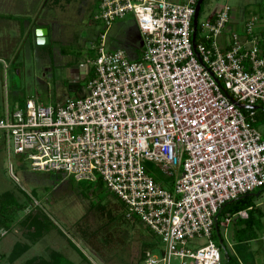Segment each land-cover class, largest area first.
I'll use <instances>...</instances> for the list:
<instances>
[{
	"label": "built area",
	"instance_id": "1",
	"mask_svg": "<svg viewBox=\"0 0 264 264\" xmlns=\"http://www.w3.org/2000/svg\"><path fill=\"white\" fill-rule=\"evenodd\" d=\"M197 1L99 0L94 20L105 31L82 94L55 106L28 99L0 116L8 153L26 155L32 171L104 184L125 219L153 233L158 243L143 251V264H221L216 231L222 244L230 223L247 216L220 215L222 206L264 187L255 126L264 107V24L252 16L227 32L223 4L197 19L193 46ZM128 13L142 41L134 60L106 47L111 24ZM146 163L174 179L170 189Z\"/></svg>",
	"mask_w": 264,
	"mask_h": 264
},
{
	"label": "rangeland",
	"instance_id": "2",
	"mask_svg": "<svg viewBox=\"0 0 264 264\" xmlns=\"http://www.w3.org/2000/svg\"><path fill=\"white\" fill-rule=\"evenodd\" d=\"M98 3L0 0V116L6 110L22 107L28 99L55 106L76 97L72 87L75 82L84 84L80 74L85 66L92 68L99 34L105 31L103 23L94 20ZM223 4L231 9L227 32L243 28L252 16L264 24V0H206L198 22ZM35 27L49 30L47 44L36 42L40 28L34 30ZM106 47L109 51L123 50L130 60L140 57L142 41L133 14L111 24ZM255 126L264 138V107L257 109ZM147 168L163 186L173 183L174 179L154 164L148 163ZM257 193L250 201L263 215L260 239L264 236V187L251 194ZM5 194L10 201L6 214L10 223L0 226V264H9L7 257L16 243L30 247L14 264L32 257L48 258L53 250L74 264H143L141 253L148 244L158 243L143 223L125 219L121 203L104 184L76 182L63 172L32 171L26 155L8 153L0 139V200ZM98 204L103 211L97 209ZM231 204L234 203L228 204V208ZM28 213L41 221L40 228L31 230L20 224ZM232 230L230 224L228 231ZM90 240L97 243L98 250L90 245ZM214 241L221 248L223 259L225 252L232 255L231 237H222L219 244L215 235ZM203 242L202 238L193 243ZM250 246L258 247L255 241ZM154 251L158 253L157 249ZM262 253L264 240L257 254L259 264L264 260Z\"/></svg>",
	"mask_w": 264,
	"mask_h": 264
},
{
	"label": "trees",
	"instance_id": "3",
	"mask_svg": "<svg viewBox=\"0 0 264 264\" xmlns=\"http://www.w3.org/2000/svg\"><path fill=\"white\" fill-rule=\"evenodd\" d=\"M52 2H57L58 0H51ZM206 0H204L201 4L199 15L200 16L202 5ZM7 18H10V16H7ZM99 22V21H97ZM260 34L264 35V31H262ZM94 76L93 73V67L89 70L88 74L86 76V79L83 80L84 83L92 78ZM84 87V86H83ZM256 120H257V112H256ZM146 163V168H147ZM149 168H147V171L149 172ZM156 180V179H155ZM101 184V183H100ZM169 189L170 186H167ZM249 194L244 195L242 197H239L236 200H233L231 202L226 203L224 206H222L220 210V215L225 214H235L239 211H246L247 216L245 218H237L233 223L234 228V243L232 245V255H229L227 252H225V258L222 257L221 264H259L257 261V254L259 249L262 248V239H259V231L260 227L262 225L261 219L263 217L261 211L250 201ZM119 201V200H118ZM120 202V201H119ZM231 204L228 208V204ZM121 203V202H120ZM99 210L103 211L102 207L99 206ZM122 205V203H121ZM10 207V201L8 199L7 194H5L2 197V200H0V226L6 225V223H10V219L8 218V209ZM123 207V205H122ZM31 213L25 214V218L20 223L21 225L26 226L28 229H37L40 228V223L38 218H34V216H30ZM6 232V231H5ZM36 233V232H35ZM38 234V233H37ZM32 235L36 236V234L32 233ZM217 237V236H216ZM215 238V235L214 237ZM36 241V238H33L31 241L32 244H34ZM255 241L257 242L258 247L256 249H252L250 246V242ZM90 245L95 249L98 250L99 247L97 243L94 240H90ZM154 245V243L148 244L147 248H151ZM28 244H21L16 243L14 244L11 252L9 253V256L7 257V261L9 264H14L16 261L19 260V258L28 251L29 249ZM143 253V252H142ZM141 253V260L143 261V255ZM20 264H74L72 261H70L68 258H66L63 254H61L58 251H52L49 254L48 258L44 257H32L30 259H27L23 261ZM261 264H264L262 262Z\"/></svg>",
	"mask_w": 264,
	"mask_h": 264
},
{
	"label": "water",
	"instance_id": "4",
	"mask_svg": "<svg viewBox=\"0 0 264 264\" xmlns=\"http://www.w3.org/2000/svg\"><path fill=\"white\" fill-rule=\"evenodd\" d=\"M204 0H198L197 1V4L195 6V13H194V16H193V20H192V26H193V33H192V43H193V46H194V39H195V33H196V28H197V19H198V15H199V10H200V7H201V4ZM48 31L47 29H44V28H40L37 30L36 32V42L40 45H44V44H47L48 43V35H47ZM242 107V106H240ZM253 109H256V107H251ZM10 174H11V168H10ZM259 193L257 194H249V196H258ZM216 227V225H215ZM216 235L218 237V232L216 231ZM218 241H219V244H221V240L219 239L218 237Z\"/></svg>",
	"mask_w": 264,
	"mask_h": 264
},
{
	"label": "crops",
	"instance_id": "5",
	"mask_svg": "<svg viewBox=\"0 0 264 264\" xmlns=\"http://www.w3.org/2000/svg\"><path fill=\"white\" fill-rule=\"evenodd\" d=\"M97 2L99 1V0H96ZM172 1H183V0H172ZM47 4V3H46ZM46 5H44L43 6V8L45 7ZM38 28H43V27H35L34 28V30L35 29H38ZM48 31V33H49V30H47ZM48 33H47V35H48ZM35 38H36V36H35ZM48 42H49V38H48ZM83 72L80 74V80H85L86 79V76H87V74H88V68H87V66H85V68H83V70H82ZM72 85H74V84H72ZM78 86H80V87H78ZM83 86H84V84H80L79 82H75V85L72 87V88H74V90L76 91V95L75 96H78V95H81L82 94V92H83ZM71 98V97H70ZM234 222V221H233ZM232 222V223H233ZM232 223H230V224H232ZM230 234H231V236H230ZM231 237V239H233V241H234V228H233V230H232V232L231 231H229V238ZM261 239H262V242H263V240H264V236H262L261 237ZM252 249H253V247H252ZM262 255H263V253H262ZM263 258H264V255H263ZM262 262H264V260H262ZM261 262V263H262Z\"/></svg>",
	"mask_w": 264,
	"mask_h": 264
}]
</instances>
